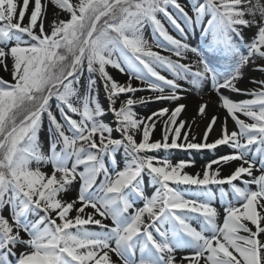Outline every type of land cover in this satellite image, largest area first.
I'll use <instances>...</instances> for the list:
<instances>
[{"label": "snow or ice", "instance_id": "1", "mask_svg": "<svg viewBox=\"0 0 264 264\" xmlns=\"http://www.w3.org/2000/svg\"><path fill=\"white\" fill-rule=\"evenodd\" d=\"M249 66L264 74L261 0H0V70L11 77L0 76V264H264V79L240 88ZM181 81H210L225 112L199 142L180 118ZM166 102L175 107L135 110ZM220 146L230 151L195 173V161L169 158Z\"/></svg>", "mask_w": 264, "mask_h": 264}, {"label": "bare ground", "instance_id": "2", "mask_svg": "<svg viewBox=\"0 0 264 264\" xmlns=\"http://www.w3.org/2000/svg\"><path fill=\"white\" fill-rule=\"evenodd\" d=\"M181 2H184V0H181ZM261 2L264 3V0H261ZM50 16H51V9L49 10V17ZM26 22H27V20H25V23ZM170 29L171 28L169 26V30ZM148 31H150V33H151V29H148L145 32V36L149 40V37L147 34ZM253 32H254V29L253 30H246L245 31L246 39L250 38L252 36ZM195 39L198 42V39H199L198 34L195 37L190 36L189 42L192 43L193 45H195L197 43V42H195ZM149 43H151L150 40H149ZM154 50L160 51V49H158V48H154ZM161 54L167 55L168 53L162 52ZM173 59H175V57H173ZM191 59H193V56L191 53H189V61H184V62H190ZM224 65H225V61H223V60L217 61V67H219L220 70H223ZM111 71H112V74L114 75V77L117 80H119L120 82L123 83L127 80L126 75L119 73L117 70H111ZM243 71H244V77L239 82L238 86L242 89H252V88L256 87V85H253L251 83V80L252 79L260 80L257 78V76L259 75V71L254 70V66L246 67ZM162 74L169 75V78H170V74H168L166 72H164ZM0 76H2L6 80H8L10 78V75L7 72H4L3 70H0ZM261 79H264V78H261ZM181 84L183 85L184 91L181 92L182 99L178 103L186 105V108L181 113L180 118L184 119L187 122V126H190V138H191V135H195L197 142H199L202 139L203 132H204L206 125H207V122L211 118V116L219 115L220 121L223 122L225 112L219 106L217 94L212 89L210 81L205 82L200 90L193 88L191 85L187 84L184 81H181ZM225 94L228 95L227 92H225ZM149 95H151V93L148 91L137 93V96L147 97ZM245 97L246 96L235 94V93L231 94V98L233 100H242V99H245ZM201 103H207L208 104V107L206 109V111L208 113L207 118H203L197 114L199 105ZM162 106L163 107H175V103H172V102H166L164 104L149 103V104L137 106L135 110L138 112V114L140 116H147ZM107 107H108V104L106 105V107L104 106V108L106 110H107ZM241 118H243V117H241ZM102 119L106 123H109V124L112 123L107 118H102ZM228 124H229V128L231 129L233 127V122L231 121V118H229ZM162 129H163V124L159 123L157 125V128L154 131V136H153L154 139L160 138L161 133H162ZM184 130H189V127H186V129H184ZM184 130H182V131H184ZM218 132H219V127H217L215 131L210 133L209 140L211 141V140H214L215 138H217ZM113 135H114V133H113ZM43 141L45 144L44 151L47 152L49 149V145L47 143V137H45L43 139ZM117 159L120 161V166L123 167V152L122 151H120L117 154ZM206 163L207 162H204V161H196L194 166L188 168L187 171H189L191 173L198 172L201 170L202 166ZM238 163L239 162H232L230 165L224 166V168L222 170V174H228L230 172V170H234V168L238 165ZM45 170H47V169H45ZM144 179H145L146 194L150 196L155 191V189L151 186L147 176H145ZM75 188L77 190L79 188V185L76 184ZM73 191H70L65 195L66 200H72V199H75L77 197L78 192L76 193ZM218 195H219V192L217 190V199L214 201V203L219 209L220 208V200H219ZM106 223H111V222L106 221ZM192 224L194 227H197V228L199 227V224L195 220L192 221ZM187 251L188 250L178 251L177 255L183 256V255L187 254Z\"/></svg>", "mask_w": 264, "mask_h": 264}, {"label": "rangeland", "instance_id": "3", "mask_svg": "<svg viewBox=\"0 0 264 264\" xmlns=\"http://www.w3.org/2000/svg\"><path fill=\"white\" fill-rule=\"evenodd\" d=\"M49 19H51V16L49 17ZM170 32L173 35H177L174 30L170 29ZM148 37L149 40L152 41V37H151V33L150 31H148ZM195 42H197V40L195 39ZM258 79L264 78V74H262L261 72H259V75L257 76ZM11 79V77L9 78ZM246 98H250V97H245ZM99 102L101 103V105L104 107H106L107 105V100L105 97V94L103 92V88L101 86L100 91H99ZM158 104V103H156ZM102 118H107L109 119V121L113 122V117L112 115L106 114L104 117ZM115 136H117L116 133H114ZM47 137V121H45L44 123V128L42 129V133H41V141H42V148L44 150L45 148V144L43 139ZM122 151V150H121ZM228 151H230L227 147L225 146H220L217 150H201V151H196V150H171L170 156L169 153H165V152H159V153H154V155H159V156H169L170 159H172L173 161H177V160H193V161H204V162H208L211 159H214L216 156L218 155H222L227 153ZM123 152V151H122ZM74 190V191H73ZM212 190L213 192H215L217 194V188L216 186H212ZM70 191L73 192H78V189L76 190V188L74 187L73 189H71ZM69 191V192H70ZM66 195V194H65ZM219 197V195H218Z\"/></svg>", "mask_w": 264, "mask_h": 264}]
</instances>
